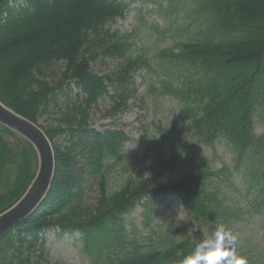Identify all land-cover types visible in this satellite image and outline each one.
<instances>
[{
	"label": "trees",
	"instance_id": "1",
	"mask_svg": "<svg viewBox=\"0 0 264 264\" xmlns=\"http://www.w3.org/2000/svg\"><path fill=\"white\" fill-rule=\"evenodd\" d=\"M125 11L117 0H8L0 13V102L39 123L57 106V98L65 99L55 120L59 126H41L53 144L55 183L39 209L0 240V264H50L41 235L51 229L79 232L89 252L109 242L107 248L115 251L133 246L132 254L112 264H182L206 239L203 232L166 248L151 243L145 251L137 241H127L123 227L124 217L137 206L150 207L169 195H176L198 224L211 229L237 218L225 196L217 200L216 194L206 193L212 178L229 183L228 170L215 173L205 165H191L180 172L184 143H168L161 128L160 140L149 142L138 162L136 178L109 194L106 162L120 157L126 138L94 129L91 111L109 99L113 112H120L136 73L151 71L146 57H131L129 40L110 30ZM201 11L207 21L195 40L180 44L176 54L163 52L177 66L181 86L173 92L190 104V135L203 145L218 140L228 144L234 168L247 170L256 204L264 210V133L255 135L256 123H264V0H204ZM99 53L119 59V69L94 74L91 62ZM62 136L72 145H58L55 140ZM75 145L88 149L86 164L99 176L102 194L93 209L82 204L85 174ZM148 161L150 179L142 168ZM37 170L33 146L0 125V215L23 197Z\"/></svg>",
	"mask_w": 264,
	"mask_h": 264
},
{
	"label": "rangeland",
	"instance_id": "2",
	"mask_svg": "<svg viewBox=\"0 0 264 264\" xmlns=\"http://www.w3.org/2000/svg\"><path fill=\"white\" fill-rule=\"evenodd\" d=\"M127 6L124 17L119 19L110 30L127 38L132 45L130 56L144 55L151 71L139 70L131 87L128 103L120 112H113L114 103L106 99L91 111L90 125L98 131H114L126 138L118 159L106 162L105 175L108 179V192L120 191L126 181L136 178L138 162L142 160L149 142L160 140L159 129L169 138L170 144L184 143L180 172L191 165H208L213 172L227 169L229 183L219 178L209 181V195L225 202L236 209L237 218L225 226L238 236L237 252L258 264H264V210L256 201L257 193L247 174L233 171L234 154L223 140L213 146L199 144L187 130L189 119L184 97L174 94L181 84L176 74L177 66L171 59L163 56L164 51L178 53L179 45L195 40L198 29L207 18L202 13L204 0H118ZM209 20V19H208ZM91 62V71L99 76L114 73L121 61L109 58L101 53ZM76 94V92L74 93ZM57 106L52 107L40 119L43 126H59L60 114L65 106V99L59 97ZM256 123L255 133L261 136L264 123ZM58 145L70 144L66 137L55 140ZM84 147V145H83ZM83 167L84 192L82 204L93 209L101 198L99 176L92 173V166L86 164L88 149L74 146ZM82 152V153H81ZM150 162H143L145 178L150 179ZM218 188V191H217ZM256 199V200H255ZM225 205V204H224ZM235 212V213H236ZM124 231L127 241L137 244L148 251L151 243L156 248L169 247L171 242H181L188 236L203 232L209 238L215 229L198 224L186 211L176 196H168L155 202L150 207L139 206L125 217ZM45 239V257L50 264H112L117 259H124L133 252V246L116 251L107 248L111 242L101 244L106 248H94L87 251L80 234H60L58 230L43 233ZM147 247V248H146Z\"/></svg>",
	"mask_w": 264,
	"mask_h": 264
},
{
	"label": "water",
	"instance_id": "3",
	"mask_svg": "<svg viewBox=\"0 0 264 264\" xmlns=\"http://www.w3.org/2000/svg\"><path fill=\"white\" fill-rule=\"evenodd\" d=\"M6 0H0V10ZM0 124L28 140L37 151L39 171L23 196L11 209L0 215V239L23 223L41 204L55 180V158L50 141L40 126L17 115L0 103Z\"/></svg>",
	"mask_w": 264,
	"mask_h": 264
},
{
	"label": "clouds",
	"instance_id": "4",
	"mask_svg": "<svg viewBox=\"0 0 264 264\" xmlns=\"http://www.w3.org/2000/svg\"><path fill=\"white\" fill-rule=\"evenodd\" d=\"M237 242L236 234L223 225L218 226L212 236L184 257L182 264H248L246 257L238 254Z\"/></svg>",
	"mask_w": 264,
	"mask_h": 264
}]
</instances>
